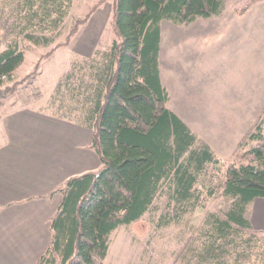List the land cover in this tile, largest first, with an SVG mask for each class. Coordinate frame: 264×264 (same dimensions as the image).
Segmentation results:
<instances>
[{
  "label": "trees",
  "instance_id": "obj_1",
  "mask_svg": "<svg viewBox=\"0 0 264 264\" xmlns=\"http://www.w3.org/2000/svg\"><path fill=\"white\" fill-rule=\"evenodd\" d=\"M263 1L251 0L236 13L242 16ZM72 2L0 3L11 19L0 52V87L24 60L20 43L52 44ZM222 11L223 0H113L110 49L73 63L50 99L55 117L91 130L100 168L70 177L55 191L62 198L50 220V243L35 264H106L117 228L148 213L157 215V229L185 226L187 216L202 207L204 190L231 203L205 215L199 235L189 236L173 264H244L253 256L264 258V237L246 216L255 198L264 199V109L225 162L168 109L159 78L160 23L187 25ZM83 21L74 24L65 45ZM15 91V84L0 89V104ZM220 162L221 175L209 174Z\"/></svg>",
  "mask_w": 264,
  "mask_h": 264
},
{
  "label": "crops",
  "instance_id": "obj_2",
  "mask_svg": "<svg viewBox=\"0 0 264 264\" xmlns=\"http://www.w3.org/2000/svg\"><path fill=\"white\" fill-rule=\"evenodd\" d=\"M170 30L177 35L178 44H172ZM206 38L212 42V63L218 72L215 80L220 86V97L231 105L228 115L242 120L227 133L219 124L217 134L228 135L233 141L245 120L257 115L264 104V3L256 4L242 16L234 12L219 19H196L180 26L160 23L158 69L168 101L172 94L164 84L166 63L177 62L179 54L180 63L191 65L202 49L201 58H207L204 53L207 44L203 42ZM195 40L199 52L195 50ZM168 101V109L194 131L186 120L190 115L174 111ZM194 104H189L191 114L198 110ZM91 137L89 128L46 113L22 107L15 112H7V108L2 111L0 264H35L39 259L50 243V220L62 198L55 191L70 177L100 168L99 158L91 148ZM203 139L211 149L218 148L204 136ZM246 216L255 230L264 232V199L255 198L247 206Z\"/></svg>",
  "mask_w": 264,
  "mask_h": 264
},
{
  "label": "rangeland",
  "instance_id": "obj_3",
  "mask_svg": "<svg viewBox=\"0 0 264 264\" xmlns=\"http://www.w3.org/2000/svg\"><path fill=\"white\" fill-rule=\"evenodd\" d=\"M2 1L0 0V3ZM250 1L223 0V11L212 18L219 19L225 14L236 13V10L243 8ZM259 3H264V1L253 3L251 8ZM112 12L113 0H73L59 36L52 44L46 47H35L21 42L24 60L10 79L4 80V84L0 87L3 89L15 84L16 91L1 102L0 114L6 108L7 112H15L22 107L54 116L56 112L55 107L50 105L51 96L56 84L69 71L72 64L94 57L97 51L110 49L115 40ZM81 20L84 21L65 45L64 42L74 24ZM10 22L7 9L0 10V51L5 48L6 31ZM162 25H168V22L162 21ZM170 33L172 44H178L177 35L171 30ZM165 40L164 35V42ZM208 40L211 39L206 38L203 41L207 44L204 52L207 58H201L203 49L200 52L197 50L195 40V50L199 52V56L191 65L180 63L179 54L177 62L173 60L168 65L166 63L167 72L164 73V84L168 85L172 94L169 96L170 108L174 106V111L181 110L190 115V118L186 120L193 125V132L203 141H205L204 136L214 148L218 147L216 150L212 149L213 152L226 162L231 159L232 153L246 131L263 116L264 104L261 105L257 115L245 120L243 129L234 135L233 141L228 135L225 137L217 134L219 124L227 133L233 125L239 124L242 120L228 115L231 105L222 101L220 97V92H218L220 86L215 80L218 72L214 70L212 63V42ZM50 50H53L51 56L44 57ZM247 94L252 96L251 91H247ZM192 103L196 108L198 107V110L191 114L189 104ZM220 114H222L221 117H219ZM221 118L224 119L221 120ZM262 123L264 131V117ZM223 166L224 164L220 162L217 169H209V174L221 175ZM202 196L204 197L202 207H197L187 216L185 226L157 229L155 227L157 215L148 213L135 223L117 228L110 236L106 264H173L175 255L181 250L189 236L199 235L205 215L208 212L223 210L231 203V200H226L217 194L209 196L207 190L203 191ZM259 236L264 237V232H261ZM244 264H264V258L253 256L251 261H245Z\"/></svg>",
  "mask_w": 264,
  "mask_h": 264
}]
</instances>
